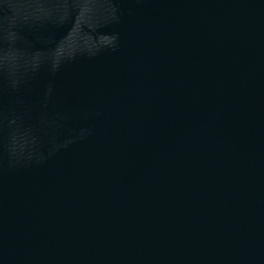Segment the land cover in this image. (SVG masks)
I'll use <instances>...</instances> for the list:
<instances>
[{"label":"water","instance_id":"1","mask_svg":"<svg viewBox=\"0 0 264 264\" xmlns=\"http://www.w3.org/2000/svg\"><path fill=\"white\" fill-rule=\"evenodd\" d=\"M0 264H264V0H0Z\"/></svg>","mask_w":264,"mask_h":264}]
</instances>
